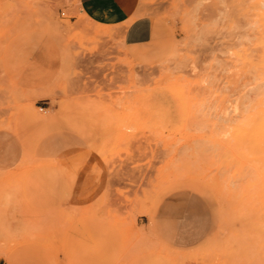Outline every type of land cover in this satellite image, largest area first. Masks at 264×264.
I'll return each mask as SVG.
<instances>
[{
    "label": "rangeland",
    "instance_id": "rangeland-1",
    "mask_svg": "<svg viewBox=\"0 0 264 264\" xmlns=\"http://www.w3.org/2000/svg\"><path fill=\"white\" fill-rule=\"evenodd\" d=\"M261 105L264 0H0V264H264Z\"/></svg>",
    "mask_w": 264,
    "mask_h": 264
},
{
    "label": "crops",
    "instance_id": "crops-1",
    "mask_svg": "<svg viewBox=\"0 0 264 264\" xmlns=\"http://www.w3.org/2000/svg\"><path fill=\"white\" fill-rule=\"evenodd\" d=\"M138 0H77L78 8L88 17L106 24H121L128 21L135 12ZM138 31L130 26L126 31V38L132 37ZM2 167V166H0Z\"/></svg>",
    "mask_w": 264,
    "mask_h": 264
},
{
    "label": "bare ground",
    "instance_id": "bare-ground-1",
    "mask_svg": "<svg viewBox=\"0 0 264 264\" xmlns=\"http://www.w3.org/2000/svg\"><path fill=\"white\" fill-rule=\"evenodd\" d=\"M255 113H257L255 115H258V118L256 120L258 124V129L264 134V105L259 106Z\"/></svg>",
    "mask_w": 264,
    "mask_h": 264
}]
</instances>
